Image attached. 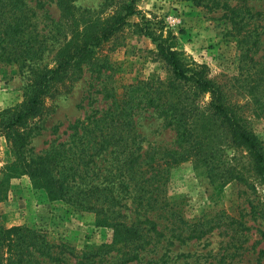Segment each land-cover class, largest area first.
Masks as SVG:
<instances>
[{"label": "rangeland", "instance_id": "obj_1", "mask_svg": "<svg viewBox=\"0 0 264 264\" xmlns=\"http://www.w3.org/2000/svg\"><path fill=\"white\" fill-rule=\"evenodd\" d=\"M23 1L29 17V33L24 38L30 37L37 55L41 51V58L0 61V110L23 100L33 78L30 68L51 66L56 50L68 39L65 35L68 27L60 25L61 13L55 0ZM239 1L135 0L139 13L127 17L119 30L95 48L81 64L78 78L67 84V91L60 88L52 98L46 99L48 109L29 121L32 132L25 154L33 156L53 141H66L70 133L67 125L93 110L101 115L113 100L120 99L125 86L135 88L133 94L141 95L143 101L142 92L147 87H164L168 83V68L154 55L150 39L136 31L137 24H157L163 31H170L183 59L188 64L203 65L208 76L220 84L264 151V33L254 36L248 20L245 24L242 21L238 29L228 23L222 4L239 5ZM122 2L72 0L71 3L75 16H83L85 21L93 19V24L100 25L118 11ZM245 3L252 10H264V0H245ZM254 38L257 43L250 50ZM207 100V94H199L190 105L201 110ZM133 120L144 150L175 147L173 129L163 126L150 107L137 109ZM214 142L219 148L215 157H221L224 163L217 172L224 171L227 175L211 178L204 168L182 160L171 165L161 179V195L184 221V231H189L198 221H207L204 223L207 225L219 222L199 239L183 242L171 239L172 244L166 247L169 263L264 264V183L252 170L243 147L232 143L226 135ZM155 156L160 158L159 154ZM12 162L9 144L0 136V225L36 228L50 242L67 244L76 254L109 240L110 231L95 224L93 212L77 209L62 200H49L43 189L31 186L26 174L7 177L6 167ZM157 162L161 164L159 170H163L162 159ZM157 183L154 176L153 186ZM126 201L128 204L130 200Z\"/></svg>", "mask_w": 264, "mask_h": 264}, {"label": "trees", "instance_id": "obj_2", "mask_svg": "<svg viewBox=\"0 0 264 264\" xmlns=\"http://www.w3.org/2000/svg\"><path fill=\"white\" fill-rule=\"evenodd\" d=\"M55 2L61 13L60 25L68 27V39L56 50L51 66L30 68L33 78L23 100L0 110V136L9 144L14 160L5 173L7 177L26 174L31 186L43 189L49 200H62L93 212L95 224L110 231L109 240L76 254L67 244L50 242L36 228L0 225V264H170L166 247L172 244L171 239H199L219 222L207 225V221H198L199 228L193 224L184 231V221L161 195V179L168 168L190 160L211 178L227 175L217 172L224 163L221 157H215L219 148L214 142L226 135L246 150L252 170L264 183L261 143L205 67L183 59L170 31L164 30V34L160 25L137 24L136 31L150 39L154 55L168 68V83L147 87L142 92L143 101L141 95L133 94L135 88L125 86L120 99L113 100L101 115L93 110L67 125L70 133L66 141H53L42 152L27 156L25 146L32 132L28 124L48 109L46 99L60 88L67 91V84L78 78L81 64L93 50L119 30L127 17L139 13L135 0H124L116 13L96 25L93 19L85 21L83 16H75L72 0ZM239 3L222 4L228 23L238 29L248 20L254 36L264 33V10H252L245 0ZM28 20L23 0H0V61L41 58L30 37L24 38L29 33ZM256 43L255 38L250 41V50ZM249 60L253 61L252 57ZM199 94H207L208 100L196 110L190 103ZM141 107H150L163 126L173 129L174 148L143 149L133 120ZM158 154L160 158H156ZM158 159H162L163 170H159ZM154 176L158 183L153 186ZM149 252L153 255L148 256ZM73 258L76 260L71 263Z\"/></svg>", "mask_w": 264, "mask_h": 264}]
</instances>
